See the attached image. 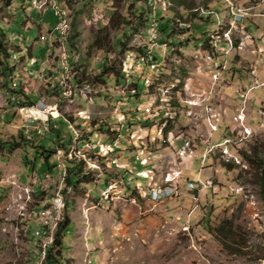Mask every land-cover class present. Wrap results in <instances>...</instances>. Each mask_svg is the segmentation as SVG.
I'll return each mask as SVG.
<instances>
[{"label":"rangeland","instance_id":"obj_1","mask_svg":"<svg viewBox=\"0 0 264 264\" xmlns=\"http://www.w3.org/2000/svg\"><path fill=\"white\" fill-rule=\"evenodd\" d=\"M85 1H92L91 13L85 9L88 15L83 12L77 18L80 44L90 47L96 29L108 25L116 9L130 24L111 28L110 39L116 50H110V55L118 68L124 52L141 61L140 65H145L143 77L152 90L140 80L141 93L135 100L127 98L130 85L127 89L126 81L116 89L109 81V91L103 97L91 87H82L80 95L73 96L71 91L68 95L72 88L59 60L63 65L68 62L70 68L72 56L66 46H59L61 37L58 34L55 38L54 29L60 21L55 12H65L70 21L68 11L59 0H13L10 15L7 9L0 10V25L6 35L20 37L12 42L20 44L24 54L31 46L32 59L26 54L23 67L25 74L36 80L33 91L39 87L48 89V83L58 87V80L63 85L64 98L51 96L48 102L43 98L45 104L57 105L55 130H60L61 139L67 140L72 132L60 117L63 114L78 129L76 142H72L74 135L70 136L62 155L78 161L82 141L90 136L97 139L99 131L91 127L93 122L111 123L121 135L118 138L113 131L101 133L111 138L108 142L116 138L117 147L113 153L104 154V159H79L87 165L83 168L89 172L85 178L94 181H84L76 191L62 192L69 204L66 213L71 224L64 236L61 264H264V198L257 177L246 160H240L236 152L221 143L225 134L231 135L229 131L234 133L232 144L245 151L264 140V0H155L152 8L157 17L162 14L174 18L187 29L176 32L161 47L148 44L146 26L134 16L139 10L137 6L131 8L133 0H116V8L112 6L114 0H83L78 4ZM141 5L145 10L146 6ZM199 31L210 34L219 56H212L200 43L196 44L194 37ZM119 41L125 43L123 53ZM173 41L179 44L171 46ZM54 42L58 44L55 49ZM138 48L151 50L160 58L157 70L150 71L153 67L144 64L147 53L142 55ZM90 53L87 71L92 75L105 54L96 49H90ZM123 60L121 71L130 82V77L136 79L143 67L129 73ZM5 90L0 77V137L9 141L18 138L20 130L25 131L20 107L15 101L8 102L10 96ZM30 98L39 102L35 93ZM120 98L125 104H116ZM242 104L246 106L244 124L251 134L239 133L241 127L234 121ZM113 105L121 106L120 110L115 111L117 106ZM24 109L22 114L29 118ZM119 114L125 120L116 124L115 116ZM134 114L149 124L136 122L140 125L127 128L126 122ZM29 124L44 126L45 117L34 118ZM35 133L42 143L52 146L50 133ZM225 147L228 152L224 154ZM126 151L145 168L136 170L140 165L133 169L122 163ZM25 152L20 146L11 151L0 149V264H39L42 242L33 234L31 218L38 208V213L47 208L48 198L63 185L59 168L37 178L30 165H24ZM203 153L207 156L201 165ZM223 161L238 162L230 169ZM43 167L36 163L40 176ZM21 173H25L23 179ZM198 178L203 185L191 188L188 182ZM156 189L169 190L171 194L159 198ZM107 191L108 198L103 195ZM50 220L55 221L54 216L50 215ZM219 224L232 226L237 240L232 247L240 252L221 244L215 234Z\"/></svg>","mask_w":264,"mask_h":264},{"label":"trees","instance_id":"obj_2","mask_svg":"<svg viewBox=\"0 0 264 264\" xmlns=\"http://www.w3.org/2000/svg\"><path fill=\"white\" fill-rule=\"evenodd\" d=\"M79 1H83V0H59L60 5H62V7L68 11L70 17L68 32L65 34H61L58 29V32L60 33L58 34L61 37L59 46L61 44L66 46L65 48L67 53H70V55L72 56V60L69 62L70 72H71L69 83L71 84L73 96L80 95V91L82 87H91V88H96L98 94L103 97V93L109 91L108 89H106L109 81L113 82L112 88L115 89L119 84H121L122 81L123 82L126 81V83H128V85H126L127 89L129 88L128 86L130 85V91L126 92L128 94L127 98L134 97V99L136 100L137 98H139V95L141 93L139 89V81L140 80H142V82L144 81L143 85L146 87L145 77H143L145 75L143 71L145 65L142 66L143 68L141 69L140 75L136 76V79L134 76L130 77V82H128L129 80L124 78L125 76H123V73L121 71V62L126 56V54H124L125 43L123 41L118 42L119 46L121 47L120 52L121 53L124 52L120 60L119 68L115 65V59L113 58V56L110 55V50L113 51L116 50L115 45L112 44L110 39L111 28L118 26L120 23H127V24L130 23L125 21L126 19L124 15L118 13V11L114 9L110 15L111 24L109 23L108 25L99 26L94 32V36L92 39V43L90 44V47L84 48L80 44V38L78 36L80 30L76 25L77 24L76 21L78 16L81 15L83 12L86 15H88V13L85 12V9L89 10V14L91 13L90 4L92 1L91 2L85 1L86 4H81V5L78 4ZM153 1L155 0H133V3L131 5L132 7L131 6L130 7L134 8L135 6H137L139 11L134 16L138 21V23L140 24L144 23L146 27L150 25L149 23L152 20L155 19L158 20L159 31L162 34V38H163L161 39L162 44H166L170 38H173V35H175L176 32L182 33L187 29L181 27L180 26L181 24L179 22H175L174 18L168 19L162 14H159L158 17L154 15L155 12H152ZM12 3L13 0H2V3L0 5V10L7 9V14L10 15L9 8L12 6ZM141 4H143V6H146L145 10H141L142 8ZM112 6L113 8H116L118 6V4H116V0H114ZM21 11H24L22 7H21ZM57 26H55V29ZM176 27L178 30L176 29ZM197 36L198 37H194L196 44L200 43V45H202V48L207 49L209 53L214 57L220 55V51L216 48V43H214L213 39L210 37V34L204 31H199ZM178 42H174V41L171 42V46H176L177 44H179ZM56 46H58L57 43L55 42L52 43V48L55 49ZM90 49L102 50L104 52L103 54H105L106 56L105 57L103 55L104 59H100V63L96 67L97 72L93 73L92 75L89 74L87 71L88 60L91 54ZM138 51H140L139 53H142V55H145L148 52V49L138 48ZM26 54L29 56L30 59H32L31 46H28L26 48V53L24 54L20 44L13 43L12 38L6 35L4 29L0 25V77H2V88H5L6 93L10 96L8 102L11 103V100L13 101V99H18L19 100L18 104L17 102L16 104L21 109L22 107H26V106H33V107L36 106V102L30 100L31 99L30 95L32 93H35L38 96L39 101L42 100V102L44 101L43 98H45L46 102L50 101L49 98L51 96H59V98L63 97L61 95V93H63V91H61L63 85L60 84L59 80H58V85H59L58 87L48 83L45 84L46 88L48 89H43L42 87H39L38 90H36L35 92L33 91L36 80L29 73L26 75L25 74L26 70L23 67V63H25L26 60ZM152 57L154 61L160 63V58L156 54H153ZM50 89L52 91L51 94H49ZM150 89L152 90V87H150ZM122 102L125 104V101L120 98L116 104ZM53 104L54 103H52V105ZM172 106L173 107L175 106L174 101ZM60 117L64 119L67 122V124L70 125V127H75L72 124L71 118L67 117L65 114H63ZM131 118L132 120H128L126 122L127 128L128 126L134 127V125H138L136 122L145 123L146 125L149 124L148 120L142 122L140 118L135 117V114L134 117ZM91 127H96L95 130L99 131V133H109L110 131H113L114 132L113 135L117 136L119 134L118 129L116 130L113 129L110 123H107L105 121L93 122L91 124ZM168 128L169 127H167L164 130V134H166ZM46 133L51 134L50 142L52 143V146H46L44 143H42L40 139L36 138L35 132H32L30 134V137L28 133L26 137L25 135L26 132L24 134L23 130H20L18 138H12L9 141H3V139L0 137V149L6 148L8 151H11L13 148L17 146L22 147L23 149L26 150L25 156L23 158L24 165L25 166L30 165V168H32V170L34 171L36 167V163L42 161L40 162V164L41 166L44 167L41 170V174L45 175L47 172L53 171V169L56 168L53 155L56 150L57 144L63 147L62 149L67 150L65 144H68L71 141L70 136L67 138V140L61 139L62 137L60 138L59 129ZM225 135L227 136L229 134L227 133ZM93 139L94 138H92L91 136L87 138V140H93ZM236 154L240 156V160H246L249 166L252 169H254L258 184L260 186L261 196L264 198V140L254 143L249 151H245L244 149H238V153L236 152ZM51 159L54 160V162L52 161L53 163H51ZM27 160L30 163H28ZM235 162L223 161V165L226 166L227 168L232 169L236 164ZM86 166L87 165L83 160L75 161L73 159L67 161L66 176L64 177V179H62L63 194L67 192L68 189L69 190L73 189V191H76L78 186L82 184L84 181L87 183L94 181L89 179L87 180L85 178V176L88 175L89 173L88 171L87 172L83 171V168ZM104 184L106 185L107 182H105ZM68 205L69 204L64 201V207H63L64 214L60 219V221L57 223L53 243L49 246V249H47L46 251V256L43 261V264L62 263L61 258L65 251L64 236L65 233L67 232L68 225L71 224V221L66 213V209ZM36 206L37 204H35L33 207ZM232 232H233L232 226L231 225L227 226L226 224H219L215 229V234L217 238L220 240L221 244H223V246H225L226 248L229 249L231 248L230 250L232 251L234 250L233 252H238L239 251L238 249L232 247V244L237 242V240L234 239L235 237H233ZM228 241H230L231 243H228Z\"/></svg>","mask_w":264,"mask_h":264},{"label":"bare ground","instance_id":"obj_3","mask_svg":"<svg viewBox=\"0 0 264 264\" xmlns=\"http://www.w3.org/2000/svg\"><path fill=\"white\" fill-rule=\"evenodd\" d=\"M60 12H62V11L59 10L58 13H60ZM61 16H62V22H61V25H60V27L58 29H59L61 34H65L69 30V20H68V17H67L65 12H63V15H61ZM149 28H155V20H153L151 22L149 27H146L145 32H147V30ZM18 38H20V37H18L16 35H13L12 40L18 39ZM149 45H150V47L157 46V44H149ZM146 55H147L148 58L146 59L147 61L144 64H146L148 67H150V66L153 67L154 66V64H153L154 60H153V57H152V55H153L152 51L148 50ZM123 63H124L125 68L130 73V72H134L135 71V67H139V65L141 64V61H139L138 59L132 60L129 55H126L125 59L123 60ZM63 66L65 67V75H66L65 77L69 81V78L71 76V72H70V68H69L68 62H66ZM142 66L140 68H142ZM130 68H132V70H134V71L130 70ZM146 84L150 88V85H148V83H146ZM69 88H71L70 84H69ZM70 91L72 92V90H69V92H67L68 95H70V93H71ZM13 101L18 103L19 100L18 99H13ZM37 104H36L35 107H33V106L32 107H27L26 106L25 109H24L25 112L28 114V116L30 118L29 121H31L34 118L35 119L44 118L43 111L41 110V107H56V110H57V105L49 106V105L43 103L42 101H39ZM118 105H117V107H118ZM117 107L114 109L115 111H119L120 110ZM120 120H125V118H124V116L121 117L120 114H119V121ZM71 131L73 132V135H74V137L72 138V142H76V139L79 137V133L73 127H71ZM120 136H121L120 134L117 135L118 138H120ZM96 140L97 139H93V140L84 139L82 141V143H83L82 149H79V151L77 152L78 153V156H77L78 161H79V159H83L85 162H92L96 158H98V157H92L91 159L89 158V156H96V149L95 148H88V151L84 150L85 143H94ZM117 145L118 144H117V139L116 138L114 140H112L111 142H108V145H102L103 154L113 153V150L117 147ZM112 147H115V148H112ZM80 150L83 151V153H81ZM59 169H60V172H61L60 173V177H65L66 176L67 167H59ZM111 188H113V185L109 186V190L110 191H111ZM62 195L63 194H62V189H61V184H60V187L58 188V190H56L55 193H53L48 198V202L46 203V206H48V208L50 210L47 212V215L45 217L44 221H46V222H44L42 224V230L38 233V236H36L42 242L41 247L43 249V252H42L41 257H40L39 264H43V261H44L45 256H46V251H47V249H49V246L53 243V240H54V237H55V231H56L57 223L60 221V219L63 216V213H64V208H63L64 207V202L61 201V200H56L57 198L62 197ZM103 195L106 198H108L110 196V193L107 191ZM157 196L160 198V195H157ZM50 215L54 216L55 221H51L50 220Z\"/></svg>","mask_w":264,"mask_h":264},{"label":"built area","instance_id":"obj_4","mask_svg":"<svg viewBox=\"0 0 264 264\" xmlns=\"http://www.w3.org/2000/svg\"><path fill=\"white\" fill-rule=\"evenodd\" d=\"M146 38H147L148 44H157L158 47L162 46V40L161 39H163V38H162V34L159 31V22L157 19H155V28H149L147 30ZM206 57L208 59H211V55H207ZM159 64L160 63L155 61L154 66H153V68L150 69V71L157 70ZM139 67H141V66L139 65ZM130 70H132V68H130ZM132 71H134V70H132ZM75 84H78V83H75ZM249 91H251V88L248 89L247 91H245V93H248ZM238 92H240V91H238ZM244 95L245 94H242L243 100L245 99ZM243 100H242V102H243ZM113 106H117V105H113ZM120 107L121 106H118L119 109H120ZM245 107H246L245 104H242V106L238 108L236 116L234 117V121L241 127L239 133L251 134L250 128L244 124V119H245L244 109H245ZM41 110L43 111V115L45 117V125L44 126H36V124H29V118L22 115V111H19L21 116L23 117L24 122H23L22 126H23L25 132H29V134H31L32 132L38 131L41 135H44L46 132H51L57 128L56 123L54 121L56 107H41ZM84 115L89 117L88 114H84ZM142 115H143V111H142ZM143 120H145L144 117H143ZM115 123L119 124V115L115 116ZM211 127H213L212 129H214V130L217 129L215 127V125H213ZM230 132H231V135L234 134V133H232L233 131H230ZM85 135H87V133ZM231 135H227V136L225 135V137H224L225 139L221 143L225 144L226 146H229L228 149L230 151L232 150L231 152H237L238 153L239 146H237L238 144H231ZM70 136H73V132H71ZM29 137H30V135H29ZM109 139H111V138H109L107 136H103V134H101V133H97V140L94 143H85L84 150L88 151V148H95L96 149V156H89V158L91 159L92 157H100V159H104V154L102 152V145H108ZM130 139H131V137H130ZM65 145H67V144H65ZM125 145H127V144H125ZM62 148L63 147H61V146H57L56 150L54 152V155H53L54 159L56 160V169H58V167H67V161H69V159H67L66 157H64V155H62ZM112 148H115V147H112ZM207 148H210V146H208ZM223 152H224V154H225V152H228L226 147H225V149H223ZM178 155L184 156L185 154L178 153ZM206 156H207V153H203L200 155L201 165L203 164V160ZM222 157L225 159L223 153H222ZM122 163H125V162H122ZM188 183L190 184L191 188H193L197 184H199V186L203 185L202 180L200 178L195 179L193 182H188ZM170 190H172V188ZM170 194H171V192H169V190L156 189V192H155V195H160L161 197L166 196V195H170ZM56 200H61L64 202L63 195H62V197H59ZM49 210L50 209L47 206V208L43 209V211L36 213L32 217V220L36 223V227L33 230L34 236H38V233L42 230V224L44 223L45 217H46L47 212Z\"/></svg>","mask_w":264,"mask_h":264},{"label":"crops","instance_id":"obj_5","mask_svg":"<svg viewBox=\"0 0 264 264\" xmlns=\"http://www.w3.org/2000/svg\"><path fill=\"white\" fill-rule=\"evenodd\" d=\"M155 10L153 9V12H154ZM56 13V15H58L59 16V20H60V23H59V25L56 27V36H55V38L58 36V27L60 26V24H61V22H62V16L56 11L55 12ZM154 15H155V13H154ZM145 29H146V27H145ZM58 32V33H57ZM60 34V33H59ZM51 38H53V37H51ZM63 47H65L63 44H61ZM63 58H65L64 56H63ZM132 60H134V59H132ZM59 62L61 63V70H65V68L63 67V61H61V60H59ZM159 63V62H158ZM22 109H23V107H22ZM22 109H20L19 111H21ZM115 109V108H114ZM142 112V111H141ZM22 115H24V114H22ZM140 125V124H139ZM138 125V126H139ZM74 128V127H73ZM78 131V130H77ZM109 142H111V141H109ZM231 143H233L232 141H231ZM133 151H135V150H133ZM127 158H131V159H133L132 160V162H130V161H126V159ZM122 160H124L123 162H125L126 164H127V166H129V167H131V168H135V166L136 165H140L139 164V162L138 161H136V160H134V157L132 156V153L131 152H128V151H126L124 154H123V157H122ZM40 162H42V161H40ZM142 168H145V167H142V165H140V168H136V170H139V169H142ZM35 169H36V167H35ZM34 169V175L37 177H39V178H43L44 176H47L48 174H49V172H47L45 175H41L40 176V174L38 173V172H36V170ZM130 173H133V171L132 170H128ZM22 174V175H21ZM20 175V177H22V179H23V175L25 174V173H21ZM28 174V173H27ZM29 175V174H28ZM31 175H33V174H31ZM37 177V178H38ZM35 184V183H34ZM37 188L38 187H36V190H37ZM32 191H33V189H32ZM38 210H39V208H38ZM38 210H37V213H38ZM36 214V213H35ZM32 219V218H31ZM32 222H33V224H34V226L36 227V223L32 220Z\"/></svg>","mask_w":264,"mask_h":264}]
</instances>
